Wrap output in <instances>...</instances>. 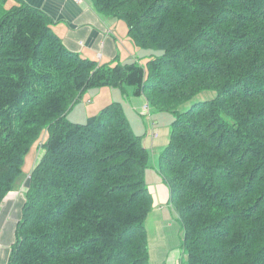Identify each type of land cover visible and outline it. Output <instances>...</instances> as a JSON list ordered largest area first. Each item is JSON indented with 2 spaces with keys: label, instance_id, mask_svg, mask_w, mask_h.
<instances>
[{
  "label": "trees",
  "instance_id": "trees-1",
  "mask_svg": "<svg viewBox=\"0 0 264 264\" xmlns=\"http://www.w3.org/2000/svg\"><path fill=\"white\" fill-rule=\"evenodd\" d=\"M0 0V204L27 173L6 264H149L150 152L120 101L85 123L87 89L144 96L174 118L156 169L183 232L182 264H264V0H90L157 49L99 63L64 46L52 19ZM211 99L178 107L200 92ZM40 142V141H39ZM23 178V179H24Z\"/></svg>",
  "mask_w": 264,
  "mask_h": 264
},
{
  "label": "crops",
  "instance_id": "crops-1",
  "mask_svg": "<svg viewBox=\"0 0 264 264\" xmlns=\"http://www.w3.org/2000/svg\"><path fill=\"white\" fill-rule=\"evenodd\" d=\"M23 1L50 16L53 22L52 28L61 38L64 46L79 53L82 57L93 59L99 63L113 61L117 58L124 62L138 58L139 50L130 41L124 40L127 28L123 24H119L120 20L98 13L90 0ZM7 2L11 4L14 0ZM109 89L112 88L106 87L100 91H106L108 95H111ZM126 92L128 94V88H126ZM88 93L90 95L92 92L88 90ZM98 94L99 92L95 96L90 95V97L96 99ZM128 95H126L127 97L124 96V99L130 102L131 107L125 101V104L128 105L125 106L129 112L138 111L141 115H145L146 98L134 96L132 91ZM122 100L123 97L121 103ZM89 106L84 110L96 112L100 105L97 107L96 102L93 103L92 101ZM90 112L88 114H91ZM148 112L150 116L149 107ZM156 135L157 133L154 132V138ZM152 137L151 139H153ZM147 138L148 136L144 138L145 147L149 146V139ZM151 144L153 146L154 142L152 141ZM150 164L149 169L154 170L155 177L151 180L147 169L146 181L153 198L152 209L146 218V221H149L152 234V236H147L149 264H182L185 258L181 248L182 236H165L160 231L164 226L172 227L175 219H178V215L168 201L169 191L156 169L157 159L150 160ZM27 177L28 175L0 204V264L7 263L10 247L15 239V228L21 218V208L25 200L24 191L27 189ZM22 187L25 190L23 189L21 192ZM157 232L160 233V236H156Z\"/></svg>",
  "mask_w": 264,
  "mask_h": 264
},
{
  "label": "rangeland",
  "instance_id": "rangeland-1",
  "mask_svg": "<svg viewBox=\"0 0 264 264\" xmlns=\"http://www.w3.org/2000/svg\"><path fill=\"white\" fill-rule=\"evenodd\" d=\"M119 24H123V26L126 27V25L123 21H119ZM125 36L126 37L123 36L124 40L126 42H129L130 39H129L128 35L126 34ZM130 43H131V41H130ZM131 48H133V47L131 46ZM136 49L139 50L137 57H138V60L140 61V63H142V64L145 63L146 59L150 55H156V54H159L161 52L160 50H157V49H142L141 50L137 47H136ZM106 87H109V86H102V87L87 89L84 92V94L82 95L81 99L78 102H76L72 106V108L69 110V112L66 115V119L69 120L70 122L85 123V121L87 120V118L89 116H92V115L98 113L105 105H107L108 103H110L112 101H121V99L123 97L122 105H123L125 114L128 117V120L130 122V126H131L133 132L136 135L141 136L143 145L145 144L144 138L148 136L147 139H149V146L146 145L147 146L146 148L150 152V160L152 161V159H158L160 151L163 149V147L167 143L169 126H170L171 121L174 118V113L169 112V111H156L153 108L150 109V116L148 115L149 112L144 113L145 115H141L140 113H138V111H136V112L133 111V113L132 112L130 113L128 108H127L128 105L131 107V105L129 104L130 102H129V100L124 99L127 96H125L121 92L120 89H118V88L115 89L114 87H109V88H112V89H109L110 90L109 92L111 95H108V93H106V91H103V90L100 91L102 88H106ZM126 88H128V94H130L131 91H133V88L128 86V85L126 86ZM88 90H90L92 92L90 94L91 96H95L99 92L96 99L95 98L93 99L92 97H90ZM215 94H216V92L212 91V90L200 92L199 94L195 95L191 100L181 104L178 107V110L185 111L188 108H190L192 104L199 102V101L206 100V99H211L215 96ZM128 97H131V96L128 95ZM88 100H90L91 103H92V101H93V103L96 102L97 107H98V105H100L99 109L96 112L95 111L90 112V111L84 110V108L90 107L89 104H91V103ZM125 101L128 105L125 104ZM125 105H127V106H125ZM88 112H90L91 114H88ZM154 132L157 133L155 138L153 136ZM45 134L46 133L44 132L40 136V138L41 137L42 138L38 139L33 144L30 152L26 155L25 163H24V176L22 177V179L25 177V174H27L34 167V165L39 161L40 157L43 155L44 150L41 147V142H42V140H44ZM151 137L153 139H151ZM152 141L154 142L153 146H151ZM152 170H153V168H152ZM153 171H151V169H148V173L151 176V180H153V178L155 177ZM23 189L24 188L22 187L21 192L23 191ZM173 221H174V219H173ZM176 226H177V228H176ZM145 228H146L147 236H152L149 221L145 222ZM160 231L162 233H164L165 236H168V235H170V236H183L181 224H180L178 219H175V222H173L172 227L168 228V227L164 226ZM156 236H160V233L157 232Z\"/></svg>",
  "mask_w": 264,
  "mask_h": 264
},
{
  "label": "built area",
  "instance_id": "built-area-1",
  "mask_svg": "<svg viewBox=\"0 0 264 264\" xmlns=\"http://www.w3.org/2000/svg\"><path fill=\"white\" fill-rule=\"evenodd\" d=\"M144 109H145V112L147 113V112H148V106L146 105V106L144 107Z\"/></svg>",
  "mask_w": 264,
  "mask_h": 264
}]
</instances>
